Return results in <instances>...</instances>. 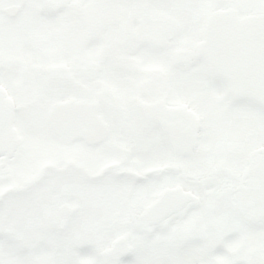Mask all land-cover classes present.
I'll list each match as a JSON object with an SVG mask.
<instances>
[{
  "label": "snow or ice",
  "instance_id": "1",
  "mask_svg": "<svg viewBox=\"0 0 264 264\" xmlns=\"http://www.w3.org/2000/svg\"><path fill=\"white\" fill-rule=\"evenodd\" d=\"M0 264H264V0H0Z\"/></svg>",
  "mask_w": 264,
  "mask_h": 264
}]
</instances>
